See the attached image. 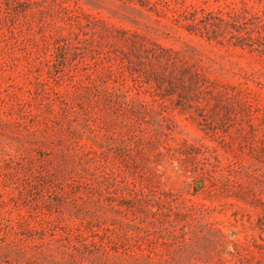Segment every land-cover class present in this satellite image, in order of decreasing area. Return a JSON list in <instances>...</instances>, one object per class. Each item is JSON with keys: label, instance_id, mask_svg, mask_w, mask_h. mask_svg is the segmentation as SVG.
Segmentation results:
<instances>
[{"label": "rangeland", "instance_id": "obj_1", "mask_svg": "<svg viewBox=\"0 0 264 264\" xmlns=\"http://www.w3.org/2000/svg\"><path fill=\"white\" fill-rule=\"evenodd\" d=\"M0 264H264V0H0Z\"/></svg>", "mask_w": 264, "mask_h": 264}]
</instances>
